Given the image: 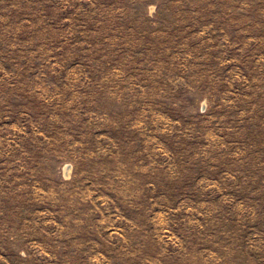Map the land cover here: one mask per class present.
Listing matches in <instances>:
<instances>
[{
    "label": "rangeland",
    "instance_id": "1",
    "mask_svg": "<svg viewBox=\"0 0 264 264\" xmlns=\"http://www.w3.org/2000/svg\"><path fill=\"white\" fill-rule=\"evenodd\" d=\"M0 264H264V0H0Z\"/></svg>",
    "mask_w": 264,
    "mask_h": 264
}]
</instances>
